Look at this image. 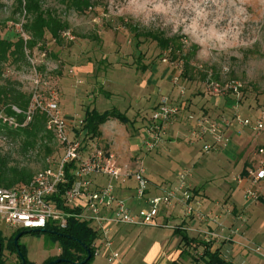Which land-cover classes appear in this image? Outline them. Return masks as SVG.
Returning <instances> with one entry per match:
<instances>
[{"label":"rangeland","instance_id":"rangeland-1","mask_svg":"<svg viewBox=\"0 0 264 264\" xmlns=\"http://www.w3.org/2000/svg\"><path fill=\"white\" fill-rule=\"evenodd\" d=\"M95 1L100 4L98 7L79 15L67 11L55 0H46L44 8L57 11L58 16L67 23L73 41L61 38V44L57 45L47 34L43 46L27 50L36 74L25 53L26 62L6 66L3 77L17 82L28 95L37 86L36 80L39 82L38 90L43 94L47 87L54 84L60 110L68 124H72L74 118L83 119L86 111L95 109L103 113L115 107L125 112L131 121L140 115V122L147 125L154 104L158 103L160 97L155 90L164 91V95L172 98H177L180 93L172 79L178 76L182 61L164 63L162 60L165 57H158L159 51L149 41L136 48L129 32L128 26L131 23L141 30H161L168 36H180L185 52L190 54L187 56L192 68L199 72V76L206 74L204 81H199V77L194 82H187L184 85V96L179 97L187 100L191 98L189 112L193 117H198L201 106L203 108L211 100L207 94L210 89L205 85L209 82L223 85L234 81L241 84L243 93L239 99L233 95H224L234 103L225 118L230 122L236 113L242 118H248L256 117L264 111V0ZM25 21L24 12L16 11L13 0H0V37H16L15 25ZM88 63L93 64L94 75H80L82 84L77 79L75 81V68ZM71 69L73 74L69 73ZM150 73L149 85L143 86L142 82ZM111 90L115 91L114 95L105 94ZM210 118L218 120L215 114H210ZM185 121L180 124L175 122L179 125L176 124L173 129L182 143L178 148L181 152L165 153L161 160L153 152L143 167L152 170L153 166H162L170 171V175L177 170L191 169L193 175L195 173L203 182L209 179L214 182H231L233 164H223L220 159L213 158V154L221 150L204 154V142H190L188 130L191 121ZM117 125V130L113 127L110 129L114 137L121 140V144L123 138L132 136L131 129L134 127L122 123ZM137 136L143 139V131ZM242 136L247 143V152L257 151L259 146L264 147V131L258 138L248 131ZM114 137L110 143H105L102 136L88 140L84 143V152L94 148L106 152L115 142ZM188 144L192 146L190 149L187 148ZM56 145L53 142L52 146ZM15 150L10 142L0 137V151H11L9 153L15 163L30 168L34 174L43 169L41 158L31 153L21 156ZM130 183L135 184L133 181ZM15 233L18 231L0 226L3 239ZM18 244L25 251V259L32 264H44L48 259L55 258L60 247V241L45 232L22 235ZM98 256L94 257L91 264L100 262ZM2 262L19 264L17 255L5 247Z\"/></svg>","mask_w":264,"mask_h":264},{"label":"built area","instance_id":"built-area-1","mask_svg":"<svg viewBox=\"0 0 264 264\" xmlns=\"http://www.w3.org/2000/svg\"><path fill=\"white\" fill-rule=\"evenodd\" d=\"M24 23L21 22L15 27L17 36L26 44L29 36L23 29ZM61 38L69 41L74 39L68 30L61 32ZM27 50L25 49L26 58L36 74V68ZM162 61L169 63L166 58ZM176 66L178 67V64ZM69 73L73 74V69L69 70ZM172 82L180 89L179 97H183L185 90L179 84V76H174ZM35 83L37 86L31 93L27 109L22 111L12 107L15 115H23V123L19 125L13 118L3 117V120L13 127H24L32 121L37 112L45 115L47 129L53 133L60 157L48 158L47 166L37 172L29 183L12 188L0 187V226L12 231L41 230L48 225L64 229L70 218L87 221L98 234L93 244L96 256L99 246L104 245L106 249L112 247V242L108 239L112 225L154 227L157 226L156 219L163 208L176 207H181L186 217L199 221L207 219L192 205L191 169L179 171L176 183L160 195L146 197L148 180L145 177L143 160L134 158L129 163L119 165L114 154L110 152L96 148L84 152L85 131H81L83 119L74 118L72 124H68L61 114L54 84L47 87L43 94L38 90V80ZM205 85L212 94L233 95L236 99L241 96L242 86L238 82L232 81L223 85L209 82ZM182 109L179 103L173 102L168 96H160L148 124L143 128L142 149L145 154L161 147L169 126L178 121ZM235 125L250 130L258 137L264 131V111L256 117L248 118H242L236 113L231 122L227 119L213 120L208 116H201L192 120L189 125V141H203L208 137L210 141L204 142L202 147V152L208 154L225 145L228 140L226 131ZM73 129L80 130L77 138L75 134L71 137ZM240 132L241 130L237 133ZM256 152L264 155V147H260ZM262 173L264 161L260 162L257 168L247 170V178L256 184L264 181ZM98 177L105 178L106 183L96 186L94 180ZM130 179L136 184L134 198L142 202V206L136 211L131 209L125 198L116 194L115 189V184L123 185ZM244 198L254 201L258 195L248 189ZM69 208L77 212L67 211ZM97 242L98 245L95 244ZM117 257L118 254L113 253L110 259Z\"/></svg>","mask_w":264,"mask_h":264},{"label":"crops","instance_id":"crops-1","mask_svg":"<svg viewBox=\"0 0 264 264\" xmlns=\"http://www.w3.org/2000/svg\"><path fill=\"white\" fill-rule=\"evenodd\" d=\"M94 73L93 64L79 65L75 68V81L77 79L82 84L80 75L93 76ZM146 76L142 82L143 86L149 85L152 73ZM155 91L159 96L164 94V91L158 89ZM105 94L114 95L115 91H107ZM209 95L211 100L204 104L203 108L201 106L200 115L210 117V114H215L218 120L225 119L228 110L234 106L233 101L226 96L212 93ZM174 97L169 98L183 108L177 123L186 122L185 120L190 122L200 116L190 115L191 98L179 99V93L177 98ZM140 120V115L137 119L130 120L132 123L130 127H134L131 129L132 136L123 138L121 144V140L114 137L115 135L111 132L112 127L118 128L119 121L111 119L100 127L105 143H110L114 137L115 142L109 146V149L107 148V152L114 154L119 165L129 163L134 158L142 159L144 165L153 152L160 160L165 153L181 152L178 148L182 143L173 132L177 124L175 123L169 126L161 147L145 154L142 149V139L137 136L145 126ZM168 131L171 132L168 133ZM244 131L252 134L250 130L241 129L236 125L227 130L225 135L227 142L218 149L221 152L213 154L215 160L220 159L223 164H233L234 172L231 173V182H214L213 179L203 182L192 172L190 181L193 188L192 205L207 217L206 220L199 221L196 218L186 217L182 208L176 207L163 208L156 219L157 226L154 227L112 225L108 233L112 247L106 249L104 245L99 246V256L96 255L100 258L98 264H206L202 259L203 247L184 246L180 237L174 233L177 228L186 232L190 238L209 243L210 253H216L218 259L226 264H264V181L253 184L247 178V170L257 168L260 162L264 161V155H259L255 152L256 150L246 151L247 143L242 136L246 133ZM209 141L207 137L202 142ZM190 147H192L191 144H188L187 148L190 149ZM178 172L179 170L170 175V171L162 166H153L152 170L146 168L145 177L148 180L146 197L160 195L165 189L173 186ZM106 181L105 178L98 177L94 180V184L99 186ZM130 181L133 180L130 179L123 185L115 184V189L116 194L125 198L131 209L136 211L142 206V202L134 198L136 184H131ZM248 189L257 193V200L251 201L244 198ZM98 243L95 244L98 245ZM113 253L118 254L116 259H110ZM59 254L60 249L57 256Z\"/></svg>","mask_w":264,"mask_h":264},{"label":"trees","instance_id":"trees-1","mask_svg":"<svg viewBox=\"0 0 264 264\" xmlns=\"http://www.w3.org/2000/svg\"><path fill=\"white\" fill-rule=\"evenodd\" d=\"M16 5V11L25 14L26 21L23 29L29 36V40L25 44L19 36L0 37V137L6 139L19 152L21 156L28 154H35L37 158H41L44 162L43 169L47 166L46 160L48 158L60 157L59 147L52 146L54 140L53 133L47 129V119L45 115L37 112L32 121L24 127H13L4 118H13L19 125L24 121L23 115H15L12 107L25 111L29 105L31 94L24 93L17 82L5 79L3 77V70L6 66L24 64L26 62L25 49L33 50L37 46H43L46 35L57 44H61V32L68 30V25L64 22L57 11L52 8H44L43 3L46 0H13ZM59 5L63 6L67 11H73L79 15L85 14L98 7L100 4L95 0H55ZM129 32L131 39L138 48L143 42L149 41L155 44L159 51V56H164L169 59L170 63H178L182 61V68L179 71L180 86L184 88L187 82H194L196 79L204 81L206 74L200 75L199 72L192 68L189 61V52H185L182 38L177 35L168 36L161 30H141L138 26L129 23ZM167 54V55H166ZM146 70L147 68L143 67ZM241 93L243 90L241 89ZM207 94H209L207 92ZM157 105V104H156ZM156 107V106H155ZM153 108V110L155 109ZM205 116V115H200ZM198 117V118H199ZM115 119L122 124L132 125L126 115L116 108H112L103 113L97 112L95 109L86 111L83 118V125L81 131H85L84 142L94 140L101 136L100 127L107 121ZM80 130H75V137L77 138ZM0 151V187L12 188L19 185L29 183L35 175L28 167L21 166L13 161L12 155L2 153ZM70 179V183H71ZM71 213L77 212L73 209H67ZM45 233H49L55 239L60 241V254L55 258L48 259L44 264H48L56 259H63L66 262L60 264L79 263L86 258V250L90 251L91 257L85 264H91L94 259L93 244L98 238L97 232L92 225L87 221L70 218L64 229H58L52 226H47L44 229ZM18 233L13 234L8 239H3L0 236L1 254L0 264L2 262V255L4 247L16 254L14 248V238ZM55 233L62 236L55 235ZM180 237L181 243L184 246H201L203 247L202 259L206 264H226L218 259L216 253H210V245L207 242L198 241L195 238L188 237L187 233L177 228L174 232ZM71 237L72 239L66 238ZM20 252L25 259V251L19 245ZM183 253V252H182ZM19 260V264L21 261ZM25 264L29 263L25 259ZM176 264V263H173Z\"/></svg>","mask_w":264,"mask_h":264},{"label":"water","instance_id":"water-1","mask_svg":"<svg viewBox=\"0 0 264 264\" xmlns=\"http://www.w3.org/2000/svg\"><path fill=\"white\" fill-rule=\"evenodd\" d=\"M44 231H45L44 229H41V230H29V231L21 232V233L16 235V237L14 238L13 244H14V248H15V251H16V255L19 257V259L21 261V264H25V259H24V256L20 252V249H19L18 241H19L20 237L22 235H25V234H28V233H38V232L43 233ZM55 235L62 236L61 234H58V233H55ZM65 237L69 238V239H72L71 237H68V236H65ZM85 250H86V258L83 261L79 262V263H72V264H85V263L88 262V260L91 257V254H90V251L88 249H85ZM0 254H1V243H0ZM64 262H66V261L63 260V259H56L54 261H51L48 264H60V263H64Z\"/></svg>","mask_w":264,"mask_h":264},{"label":"snow or ice","instance_id":"snow-or-ice-1","mask_svg":"<svg viewBox=\"0 0 264 264\" xmlns=\"http://www.w3.org/2000/svg\"><path fill=\"white\" fill-rule=\"evenodd\" d=\"M262 175H264V173H262Z\"/></svg>","mask_w":264,"mask_h":264}]
</instances>
